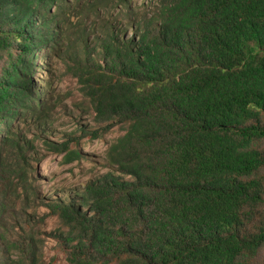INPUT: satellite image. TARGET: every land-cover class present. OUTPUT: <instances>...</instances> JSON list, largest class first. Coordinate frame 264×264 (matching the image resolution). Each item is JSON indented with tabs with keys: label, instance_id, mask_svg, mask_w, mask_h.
Segmentation results:
<instances>
[{
	"label": "trees",
	"instance_id": "trees-1",
	"mask_svg": "<svg viewBox=\"0 0 264 264\" xmlns=\"http://www.w3.org/2000/svg\"><path fill=\"white\" fill-rule=\"evenodd\" d=\"M131 2L0 0V264H264V0ZM38 52L93 127L53 128ZM112 127L104 172L39 194L41 149Z\"/></svg>",
	"mask_w": 264,
	"mask_h": 264
},
{
	"label": "rangeland",
	"instance_id": "rangeland-1",
	"mask_svg": "<svg viewBox=\"0 0 264 264\" xmlns=\"http://www.w3.org/2000/svg\"><path fill=\"white\" fill-rule=\"evenodd\" d=\"M131 5L135 13L149 14L156 6V0H132ZM72 20L75 22L76 18L72 17ZM39 54H42V52L36 53L33 60L36 74L32 75L31 78L34 83H39L42 86L44 84L49 85L46 89L48 92L47 97L50 98L51 102L54 101L53 103L57 104L55 117L58 120L54 123L55 127L53 128L59 134L71 130L73 128L72 124L78 116L81 124L93 127L90 123V116L79 109L83 107L75 80L66 73L64 66L59 61H54L56 59L49 61L48 68L50 69L41 70L39 68V66H42L38 58ZM62 110L65 111V115L60 114ZM66 114H70V116ZM119 134L120 130L117 127H112L99 138L82 137L79 141L81 157L78 161L74 160L69 163L64 162L63 154L46 152L41 149L40 161L36 165L37 174L42 178L37 185L39 194L44 196L51 193L53 189L62 188L61 186L74 188L82 185L96 174L104 172L106 169L103 167V161L105 160L107 148ZM40 208V213L47 212L45 208ZM54 221V217L46 216L44 230L49 231L52 229ZM44 251L46 258L53 257L55 264H64V256L55 249L52 241L49 240L46 243Z\"/></svg>",
	"mask_w": 264,
	"mask_h": 264
}]
</instances>
